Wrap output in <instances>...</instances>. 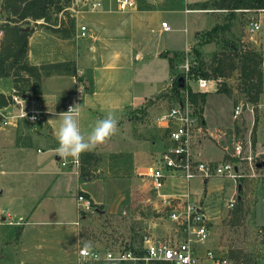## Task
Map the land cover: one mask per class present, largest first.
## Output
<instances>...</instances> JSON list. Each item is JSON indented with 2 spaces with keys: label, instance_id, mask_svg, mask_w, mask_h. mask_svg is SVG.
<instances>
[{
  "label": "crops",
  "instance_id": "0c3cea01",
  "mask_svg": "<svg viewBox=\"0 0 264 264\" xmlns=\"http://www.w3.org/2000/svg\"><path fill=\"white\" fill-rule=\"evenodd\" d=\"M206 1L209 0H137L135 10L122 12L115 0H76L71 9L75 12L77 11L75 6L79 7L75 15L77 33L74 38L64 40L44 27H34L28 44L30 63L41 65L75 62L78 74L76 77L46 76L42 79L41 96L21 98L20 103H14V105L1 110L3 121L0 127V172H6L3 170L6 163L2 162L3 158L1 157V153L6 148L14 146L17 149L28 150L33 149L38 143L36 152L42 157L37 167L49 179L45 192L49 193L50 199L59 196L61 206L68 217L76 213L77 219L73 225L75 228L64 231L71 234L72 243L86 241L85 238L77 235L81 227L88 226V217L85 215L86 211H82V204L78 201L79 196H84L93 205H104L103 209H97L98 213L114 214L118 213L119 207L123 206L126 198H131V202L134 200L131 188L136 184V182L134 183L135 175L149 179L145 173L147 169H143L140 164L154 156L153 147L157 143L163 150L165 138L159 140L157 130H148L147 123L142 119V116L149 114L157 104L145 114L137 113V117H129L128 114L143 108L149 99L167 91L171 81L166 86L159 82L157 77L143 78L140 72L135 74L136 62L143 60L146 65H151L155 69L162 67L164 71L165 63L160 59L165 57L164 53L167 51L171 53L167 56L171 75L170 58L174 57L176 53L187 54V51L194 46L199 33L212 29L222 21L223 16L220 18L219 15L226 12L224 10L193 9L194 4ZM93 4L100 5L93 9L91 8ZM207 15L214 16L209 29L204 27L207 24L205 20ZM168 21L171 22L172 28L169 26L170 30L166 31L163 28V23ZM82 26L87 28L85 38L78 35ZM156 32L169 34L164 40L155 41ZM215 82L217 83V81ZM155 85L158 86L155 88ZM162 85L165 88L159 91ZM149 87H152V90ZM79 89H83V92H79ZM156 90L159 93H154ZM0 92L5 94L13 92L11 80H0ZM201 92L208 94V90ZM74 104L81 105L80 125L85 134L91 130L96 120L107 114L112 113L117 117L119 121L118 133L105 145L83 154L95 155L98 163L100 154L106 150L108 154L110 153L108 162L112 163L111 168L127 171L126 178H98L95 180L92 177L82 178L79 168L62 166L60 157L55 153V149L58 147L56 135L60 121L52 113L66 111L68 106ZM263 107L264 104L259 103L256 107L254 106V109H263ZM27 112L38 114V119L30 122L21 118V114ZM251 113L254 114V112ZM203 117L205 118L204 112ZM235 119L234 114V122ZM258 122L256 123L258 124ZM204 125L206 127V121ZM120 127H122L121 130ZM230 127L222 126V128ZM157 128L160 129L158 126ZM151 131L153 136L149 139L148 135ZM253 146L256 150H261L258 140L254 141ZM47 152L52 154L48 155ZM122 184L130 190V194L122 191V188L119 187ZM235 194L237 192L234 190L232 197ZM157 198L160 204L161 200L158 196ZM143 200L152 202L153 198L146 197ZM129 207L128 204L125 212L127 209L129 210ZM25 222L26 218L20 215L14 221L10 217L9 224L17 226L24 225ZM262 228L264 231V226ZM90 229L92 230V228ZM86 231L84 230V233ZM149 241H154V239L148 237L144 244L147 245ZM66 243L63 241V248L66 247ZM126 244H128L127 241ZM208 245H210V241ZM79 250L78 261L80 260ZM19 264L24 263L21 261Z\"/></svg>",
  "mask_w": 264,
  "mask_h": 264
},
{
  "label": "rangeland",
  "instance_id": "374dc122",
  "mask_svg": "<svg viewBox=\"0 0 264 264\" xmlns=\"http://www.w3.org/2000/svg\"><path fill=\"white\" fill-rule=\"evenodd\" d=\"M2 1L0 0V26L5 19L1 11ZM75 8L77 11L79 10V7L75 6ZM77 11L72 12L76 15ZM220 14V18L223 16L222 20H224L228 13ZM235 14L234 25L231 32L227 34V38L237 45L242 42L254 45L264 54V27L255 34L249 32L252 22L262 23L264 21V11L237 12ZM213 17V15H207L205 18L207 24L204 27L206 29L210 28ZM86 23L88 22L86 21ZM167 24L172 28L171 22L168 21ZM30 27L39 26L31 22ZM167 34L156 32L154 40H164ZM218 50L219 48L214 43L207 45L204 48L205 59L209 61ZM169 54L171 53L166 51L165 57L160 59L165 63L164 71L162 67L155 69L151 65H146L142 60L136 62L137 67L134 73L140 72L143 78L157 77L159 82L166 86L169 85L171 81L169 58L167 57ZM181 71L182 66L175 68L176 75ZM228 84H237V79L229 80ZM217 85L218 82L215 81L208 84L204 109V121H206L208 130L198 118L200 130L195 131L194 140H199L201 144L194 143V153L205 160L235 162L234 144L237 141L247 142L248 139H251L253 144L255 140L256 142L258 140L260 149L264 151V107L263 109L255 108L253 114L248 111L247 107H252V104L244 95L235 92V101H232L227 96L217 93ZM157 86L155 85V88ZM190 86L193 92H201L195 81H191ZM164 88L162 85L159 91ZM149 89L152 90V87ZM159 91L156 90L154 93H159ZM259 103L264 104V94L260 97ZM240 104L244 105V112L234 122V106ZM174 105L173 100H162L149 114L142 116V119L147 123L148 130H157L159 140L164 139V132L157 128V119ZM137 113L139 114V110L131 111L128 116L137 117ZM222 126L232 127L222 128ZM121 129L122 127H120ZM152 131L148 135L149 139L153 136ZM37 144L33 149L28 150L10 146L1 153L2 162L6 163L3 170L6 172H0V192L2 191L0 193V264H19L21 261L24 264H93L78 261L79 248L89 241L92 244V249L106 252L123 247L122 245L126 241L136 247L141 244L144 247L145 242L141 241L142 238L152 237L154 241L169 242L171 239L175 240L178 236H182L181 233H175L177 225L169 220L166 209L161 203L159 204L157 192L151 185L152 180L135 175L134 183L136 182V184L131 188L134 200L131 202V198H126L123 206L119 207L118 213L114 214L98 213L99 205L94 204L92 210L85 214L88 217V226L81 227L77 234L79 237L85 238L86 241L72 243L71 234L64 231L75 228L73 225L77 219L76 213L68 217L61 206L59 196L50 199L49 193L45 192L49 179L37 167L42 157L36 152ZM222 144L228 149L227 159ZM153 150L154 156L140 164L143 169L156 167L161 159L162 150L159 143L153 147ZM49 154L52 153L49 152ZM109 156L110 153L108 154L105 150L103 154H100V158L98 157L100 162L97 163L96 159L93 160L90 165V174L93 180L127 177V171L111 168L112 163L108 162ZM237 183L243 184L242 195L246 203L247 215L241 227H229L225 220L229 219L230 211L233 208L230 209L228 204L234 190L239 195L238 184L228 177H212L207 184H203L200 179L191 181L192 194L196 198H204V207L211 220L210 245L207 242L201 248L208 246L214 250L215 254L222 257H226L230 250L243 249L246 254L245 258L250 264H264V239L260 232L264 226V169L257 171V177H246L243 180H238ZM119 187L122 188V191L130 194V190L126 189L123 184ZM186 187L184 180L170 177L161 192L166 194L173 193L175 190L184 192ZM146 197L153 198V201L143 200ZM128 204L130 205L129 210L127 209L125 212ZM100 207L103 209L104 205ZM35 209L36 212H34ZM20 215L26 218L24 225L9 224L10 217L14 221ZM3 217L6 219L3 220ZM23 229L25 230L22 234ZM84 230L87 231L84 233ZM63 241L67 242L64 248Z\"/></svg>",
  "mask_w": 264,
  "mask_h": 264
},
{
  "label": "trees",
  "instance_id": "16d2710c",
  "mask_svg": "<svg viewBox=\"0 0 264 264\" xmlns=\"http://www.w3.org/2000/svg\"><path fill=\"white\" fill-rule=\"evenodd\" d=\"M74 0H3L1 11L5 16L0 26V80L9 79L12 82L13 92H0V127L3 121L2 109L14 105V96L39 97L42 94V79L46 76H73L78 74L75 62H57L41 65H32L29 61V39L32 31L23 28L34 25L44 27L57 37L68 40L76 36V17L72 12ZM197 10H224L228 14L225 19L212 29L199 33L194 46L188 54L176 53L170 58L171 85L167 91L149 99L146 105L139 109L140 113L148 110L162 100H173L176 103L184 100L186 94L200 122L205 124L203 112L206 104V92H193L191 81L206 79L217 81V92L235 101L234 93L244 95L248 102L255 107L264 94V54L256 46L242 42L236 44L227 34L231 32L235 13L259 12L264 10V0H209L201 4H194ZM41 22V23H39ZM216 44L219 48L208 60L204 56V48L209 44ZM189 59V71L175 74V68ZM231 79H237V84H228ZM236 130H239L236 128ZM166 138V132H164ZM225 158H228V149L222 144ZM93 154L81 155L80 176L91 177L90 165ZM236 160V158H235ZM243 180V178L241 179ZM239 195L235 207L230 211L229 219L225 223L229 227H241L247 215L246 203L242 195L243 184L239 183ZM240 196V198H239ZM93 205V204H92ZM101 209L100 206L97 207ZM264 239V231L261 229ZM145 238H142L144 243ZM126 250L137 251L142 248L133 244L122 245ZM243 249L230 250L226 255L229 264H250L246 260ZM101 264V263H93Z\"/></svg>",
  "mask_w": 264,
  "mask_h": 264
},
{
  "label": "built area",
  "instance_id": "2783aa9c",
  "mask_svg": "<svg viewBox=\"0 0 264 264\" xmlns=\"http://www.w3.org/2000/svg\"><path fill=\"white\" fill-rule=\"evenodd\" d=\"M120 11L127 12L137 8L136 0H115ZM100 4H93L97 8ZM264 11V10H262ZM264 27V21L252 22L249 26L250 33H256ZM166 31L170 30L167 23H163ZM1 35V32H0ZM79 37L87 36V28L82 26ZM190 50L187 51V54ZM189 71V59L182 65V72ZM210 80L199 79L196 81L199 90H207ZM79 92H83L79 90ZM15 103H20V97H13ZM69 107V106H68ZM248 111L254 112V106H247ZM244 112V105L235 107V117ZM36 119L33 120L32 117ZM21 118L34 122L38 114L34 112L22 113ZM157 126L166 132L165 147L161 153V159L156 167H149L145 173L152 180V188L157 192L162 206L166 209L169 220L177 225L175 233H181L175 240L169 242L149 241L147 245L136 252L126 250L124 247L102 252L92 249V254L85 259L80 255L82 262L101 264H229L225 257L217 255L208 246L201 248L210 239L211 220L207 216L203 198H196L191 192L190 183L194 179H200L205 184L212 177H228L238 184L242 178H255L257 171L264 169V151L256 150L251 139L247 142L237 141L234 144L233 156L235 162H214L205 160L194 153V140L196 130H200L198 116L186 94L184 100L176 103L172 108L162 113L157 119ZM62 166H75L80 168L81 156L77 161L71 158H60ZM244 171L246 172L244 174ZM180 178L186 184L184 192L175 190L166 194L161 191L166 181L170 178ZM239 185V184H238ZM238 200L235 194L229 201L228 207L234 208ZM82 211H91L92 202L84 196H79Z\"/></svg>",
  "mask_w": 264,
  "mask_h": 264
},
{
  "label": "clouds",
  "instance_id": "9594fccd",
  "mask_svg": "<svg viewBox=\"0 0 264 264\" xmlns=\"http://www.w3.org/2000/svg\"><path fill=\"white\" fill-rule=\"evenodd\" d=\"M52 115L60 121L56 135L58 147L55 149V153L64 160L71 158L73 161H77L83 153L94 151L105 145L119 131L117 117L109 113L96 120L89 132L86 134L82 132L80 104L70 105L66 111L52 113ZM32 119L35 120L36 117L33 116ZM91 254L92 244L89 241L84 244L80 255L87 259Z\"/></svg>",
  "mask_w": 264,
  "mask_h": 264
},
{
  "label": "water",
  "instance_id": "95a60500",
  "mask_svg": "<svg viewBox=\"0 0 264 264\" xmlns=\"http://www.w3.org/2000/svg\"><path fill=\"white\" fill-rule=\"evenodd\" d=\"M24 31H33L34 30V27H26V28H23ZM27 97H24V99H26ZM240 198V196H239Z\"/></svg>",
  "mask_w": 264,
  "mask_h": 264
}]
</instances>
